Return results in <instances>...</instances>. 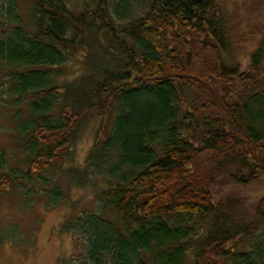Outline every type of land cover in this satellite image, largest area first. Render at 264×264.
Here are the masks:
<instances>
[{
    "label": "trees",
    "instance_id": "trees-1",
    "mask_svg": "<svg viewBox=\"0 0 264 264\" xmlns=\"http://www.w3.org/2000/svg\"><path fill=\"white\" fill-rule=\"evenodd\" d=\"M23 2L0 0V108L24 155L9 169L0 151V192L39 182L62 203L44 174L99 118L67 170L99 211L60 229L84 264H264V193L242 198L264 185V20L246 23L240 0Z\"/></svg>",
    "mask_w": 264,
    "mask_h": 264
},
{
    "label": "rangeland",
    "instance_id": "rangeland-1",
    "mask_svg": "<svg viewBox=\"0 0 264 264\" xmlns=\"http://www.w3.org/2000/svg\"><path fill=\"white\" fill-rule=\"evenodd\" d=\"M240 1L244 5L240 10L241 16L246 23L264 20V0ZM29 2L24 0L22 12L27 10ZM79 67L76 62L66 64L59 82L67 83L77 78L81 74ZM13 112L6 116L0 108V151L7 155L9 169L18 166L24 169L21 164L24 155L16 148L17 134L11 118ZM99 125V118H87L75 134L69 158L62 166L44 174L47 182L59 185L65 192L66 198L62 203L49 208L48 197L38 194L40 190H46L39 182L28 187L37 193L30 198L15 189L0 192V264H84L83 241L72 234L62 233L60 229L71 215L99 211L94 191L74 186L67 172L72 167H83ZM263 193L264 185L259 187L257 184L245 191L242 198L250 203L258 200ZM201 226L206 225L196 221V231H201Z\"/></svg>",
    "mask_w": 264,
    "mask_h": 264
}]
</instances>
